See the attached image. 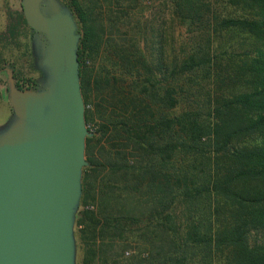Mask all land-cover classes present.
Returning a JSON list of instances; mask_svg holds the SVG:
<instances>
[{"label": "trees", "instance_id": "1", "mask_svg": "<svg viewBox=\"0 0 264 264\" xmlns=\"http://www.w3.org/2000/svg\"><path fill=\"white\" fill-rule=\"evenodd\" d=\"M61 1L92 132L77 264H264V0ZM7 4L0 37L30 40Z\"/></svg>", "mask_w": 264, "mask_h": 264}, {"label": "water", "instance_id": "2", "mask_svg": "<svg viewBox=\"0 0 264 264\" xmlns=\"http://www.w3.org/2000/svg\"><path fill=\"white\" fill-rule=\"evenodd\" d=\"M34 87L6 67L11 107L0 126V264H77L75 219L86 165L80 34L61 0H20Z\"/></svg>", "mask_w": 264, "mask_h": 264}, {"label": "rangeland", "instance_id": "3", "mask_svg": "<svg viewBox=\"0 0 264 264\" xmlns=\"http://www.w3.org/2000/svg\"><path fill=\"white\" fill-rule=\"evenodd\" d=\"M6 3H8L7 8L8 6L10 8L17 5V0H0V31L5 25ZM28 44V38L10 41L0 37V58L6 60L5 63L0 64V126L8 120L11 114V107L6 99V67L15 66L18 73L33 76L35 79L40 76L39 71L32 66L31 57L25 52Z\"/></svg>", "mask_w": 264, "mask_h": 264}]
</instances>
